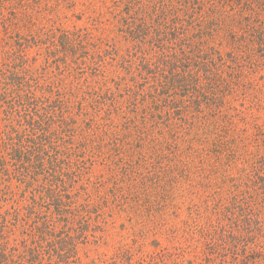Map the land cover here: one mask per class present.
<instances>
[{"label": "rangeland", "instance_id": "1", "mask_svg": "<svg viewBox=\"0 0 264 264\" xmlns=\"http://www.w3.org/2000/svg\"><path fill=\"white\" fill-rule=\"evenodd\" d=\"M242 1L210 0L230 17L220 21L211 43L223 54L242 55L241 73L222 68V112L208 119L217 124L214 147L206 144L205 130H189L178 120L170 122V132L158 118L142 127L141 108L130 96L143 82L134 80L137 61L116 16L125 15L122 0H0V72L17 65L63 95L69 123L64 138L71 137L78 159L64 180L88 207L73 231L75 256L62 260L264 264L263 182L249 189L242 205L247 208L223 249L211 253L201 231L216 202L227 198L235 181L245 180L251 162L264 157V40L252 42L250 30L239 44H228L231 19L230 29L239 35L248 18H257L264 31V0H251L247 9ZM64 32L73 41L68 49L59 45ZM0 190V213L21 208L29 195L22 197L25 186L15 178L0 179Z\"/></svg>", "mask_w": 264, "mask_h": 264}, {"label": "trees", "instance_id": "2", "mask_svg": "<svg viewBox=\"0 0 264 264\" xmlns=\"http://www.w3.org/2000/svg\"><path fill=\"white\" fill-rule=\"evenodd\" d=\"M141 1L122 0L125 15L120 11L116 16L121 15L129 55L137 61L134 80L143 82L130 96L131 104L141 108L142 127L158 118L166 121L170 132V122L178 120L189 130H205L206 144L217 147V124L208 119L222 112V68L242 72V55L232 50L223 54L211 43L220 21L227 22L229 15L222 20L224 11L210 0ZM242 2L246 9L251 2L253 6L251 0ZM249 20L241 35L230 29L235 19L228 22L229 46L242 42L250 30L255 36L251 41L263 43V24L258 25L257 18ZM59 42L64 49L73 43L66 32ZM16 67L0 72V179H17L25 186L22 197L29 195L21 208L0 213V264H70L61 257L75 256L73 231L88 203L77 201L80 192L70 194L64 180L78 159L71 137L64 138L69 123L63 95L46 90L27 70ZM244 178L233 183L227 198L216 202L213 218L201 226L211 253L223 249L232 237V225L247 208L242 205L251 186L257 181L264 186V157L250 163Z\"/></svg>", "mask_w": 264, "mask_h": 264}]
</instances>
